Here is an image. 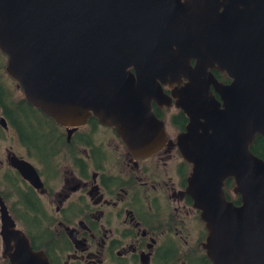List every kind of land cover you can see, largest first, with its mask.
Listing matches in <instances>:
<instances>
[{"label":"water","instance_id":"obj_1","mask_svg":"<svg viewBox=\"0 0 264 264\" xmlns=\"http://www.w3.org/2000/svg\"><path fill=\"white\" fill-rule=\"evenodd\" d=\"M0 52L30 107L67 128L95 117L138 156L166 140L149 102L168 106V86L187 119L175 146L208 261L264 264V161L249 151L264 142V0H0ZM0 239L9 264H49L1 198Z\"/></svg>","mask_w":264,"mask_h":264},{"label":"flooded vegetation","instance_id":"obj_2","mask_svg":"<svg viewBox=\"0 0 264 264\" xmlns=\"http://www.w3.org/2000/svg\"><path fill=\"white\" fill-rule=\"evenodd\" d=\"M6 66L0 52V142L12 134L11 145L0 148V198L33 251L49 264H210L204 225L185 194L191 166L175 146L187 119L168 86V106L149 102L166 140L138 156L95 117L67 128L24 107V96L9 102L11 83L20 87ZM13 156L33 167L41 185L11 166ZM0 264H9L4 246Z\"/></svg>","mask_w":264,"mask_h":264},{"label":"trees","instance_id":"obj_3","mask_svg":"<svg viewBox=\"0 0 264 264\" xmlns=\"http://www.w3.org/2000/svg\"><path fill=\"white\" fill-rule=\"evenodd\" d=\"M212 74L214 75V77L216 78V80L220 83H224L226 81H228V79L226 78V75L224 74H219L215 71H211ZM24 107L28 108V109H31L30 106L28 105H24ZM28 112V110H27ZM36 112L34 110L31 111V115L28 113V115H30V118L29 120L35 122L36 119L34 118L36 116L35 114ZM27 114V113H26ZM28 120V121H29ZM249 151L252 155L256 156L257 158L261 159L264 161V142L263 140L259 137V136H256L254 141L252 142V145H250L249 147ZM233 186V183L231 180H226L224 182V188H223V193L225 195V198L228 200V201H231L233 204H238L239 203V200H238V197L237 196H233L232 198L230 197V190Z\"/></svg>","mask_w":264,"mask_h":264},{"label":"rangeland","instance_id":"obj_4","mask_svg":"<svg viewBox=\"0 0 264 264\" xmlns=\"http://www.w3.org/2000/svg\"><path fill=\"white\" fill-rule=\"evenodd\" d=\"M11 91H13V94H12V96L9 98V102H11V103H15L14 102V100L15 101H18V100H20L21 98H23V94H22V92H21V90L20 89H18V88H16V86L13 84V83H11ZM10 135H12L11 133H8L7 134V137H8V140L7 141H5V140H2V142H0V148H2V147H5V146H7V145H11V143H12V140H11V138H10ZM3 149H1V151H2ZM4 155H3V151L2 152H0V158H2ZM230 197L232 198L233 197V195L231 194V190H230ZM2 250H3V244H2V242H1V239H0V258L2 257Z\"/></svg>","mask_w":264,"mask_h":264}]
</instances>
